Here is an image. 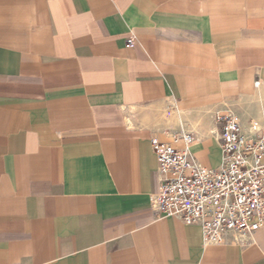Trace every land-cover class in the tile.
<instances>
[{"label": "crops", "instance_id": "0c3cea01", "mask_svg": "<svg viewBox=\"0 0 264 264\" xmlns=\"http://www.w3.org/2000/svg\"><path fill=\"white\" fill-rule=\"evenodd\" d=\"M260 91L264 0H0V264H264V227L204 245L149 207L152 140L216 167L207 112L264 126Z\"/></svg>", "mask_w": 264, "mask_h": 264}, {"label": "built area", "instance_id": "2783aa9c", "mask_svg": "<svg viewBox=\"0 0 264 264\" xmlns=\"http://www.w3.org/2000/svg\"><path fill=\"white\" fill-rule=\"evenodd\" d=\"M133 42L129 38L126 44ZM208 117L207 135L219 147V164L203 167L192 155L196 132L152 140L157 188L149 207L157 219L198 226L204 245L246 248L264 227V126H244L227 107Z\"/></svg>", "mask_w": 264, "mask_h": 264}, {"label": "bare ground", "instance_id": "6f19581e", "mask_svg": "<svg viewBox=\"0 0 264 264\" xmlns=\"http://www.w3.org/2000/svg\"><path fill=\"white\" fill-rule=\"evenodd\" d=\"M255 103V112H256V120H257V126H259V122H264V92L260 91L258 95L252 99ZM163 109V108H162ZM163 120L165 121V124L167 125H173L184 128L187 122L189 125L191 124L193 128L198 124L197 120H190V117L183 113H177L173 111H168L166 109H163L161 114ZM255 120V121H256ZM162 123V122H161ZM260 127V126H259ZM256 127V128H259Z\"/></svg>", "mask_w": 264, "mask_h": 264}, {"label": "rangeland", "instance_id": "374dc122", "mask_svg": "<svg viewBox=\"0 0 264 264\" xmlns=\"http://www.w3.org/2000/svg\"><path fill=\"white\" fill-rule=\"evenodd\" d=\"M227 105L229 104V103H226ZM227 105H222V106H220V107H218V108H216V109H224V107H228L230 110H232V111H234V112H236L238 109H235L233 106H231V104H229L228 106ZM216 109H213V110H210V111H208L207 113H211L212 111H214V110H216ZM169 110H167V112H168ZM238 112H239V110H238ZM203 167H214V166H212L213 164H212V162L211 161H209V160H203V161H201V162H199Z\"/></svg>", "mask_w": 264, "mask_h": 264}]
</instances>
